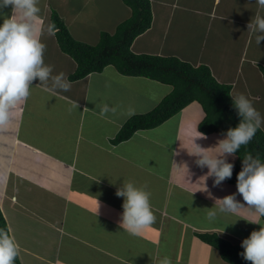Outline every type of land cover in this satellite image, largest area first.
I'll return each instance as SVG.
<instances>
[{
	"label": "crops",
	"instance_id": "1",
	"mask_svg": "<svg viewBox=\"0 0 264 264\" xmlns=\"http://www.w3.org/2000/svg\"><path fill=\"white\" fill-rule=\"evenodd\" d=\"M150 2L152 26L132 51L205 66L231 87L234 99L245 95L264 117V41L256 43L264 32L255 24L264 8L257 0ZM37 6L33 23L46 45L44 63L53 75L63 73L71 90L54 87L52 79L34 81L12 124L0 130V208L21 264H162L166 258L170 264H228L198 235L216 233L241 245L264 220L246 205L219 213L224 197L236 194L243 204L242 197L234 183L213 186L208 168L197 165L194 144L215 155L211 150L226 135L201 133L206 114L193 102L162 125L115 143L132 116L154 110L173 87L111 66L71 81L77 63L49 27L57 13L75 40L95 46L132 9L123 0H39ZM12 14L11 6L3 9L0 24ZM104 105L109 111L101 115ZM260 128L264 132V124ZM227 160L234 172L238 156ZM129 182L151 193L156 216L138 235L120 226L124 200L116 192ZM209 211L217 212L215 220L209 221Z\"/></svg>",
	"mask_w": 264,
	"mask_h": 264
},
{
	"label": "clouds",
	"instance_id": "2",
	"mask_svg": "<svg viewBox=\"0 0 264 264\" xmlns=\"http://www.w3.org/2000/svg\"><path fill=\"white\" fill-rule=\"evenodd\" d=\"M38 3L39 0H0V12L9 6L13 12L10 18H4L0 24V130H5L12 124L18 107L30 97L34 81L46 83L52 79L54 87L64 92L71 90V83L65 75H53V69L44 63L46 45L38 38L33 23L39 19ZM257 4L264 8V0H257ZM255 24L260 32H264V18L257 16ZM55 31L57 29L51 25L49 32L54 34ZM261 41H264V35L256 37L257 45ZM234 106L242 120L237 127L227 131L225 139L218 141L216 149L211 150H218V154L210 155L209 150L194 144L196 152L193 154L198 157L197 165L208 168L207 175L214 178L213 186L231 179L234 164L229 163L227 158L234 157L242 146H247L261 124H264V117H261L245 95L237 96ZM108 111V106L104 105L101 115ZM111 111L114 112L115 109ZM200 136L202 137V134ZM203 179L206 180L207 176ZM236 179L237 193L244 203L237 201L236 194L228 195L219 201V213L235 214L246 205L253 215L264 218V163L259 158L247 154L242 160V169ZM203 191H207L205 184ZM116 195L124 200L120 226L130 234L138 235L156 223L150 203V192L129 182L119 188ZM216 216V211H209L207 218L213 221ZM241 247L244 249L241 255L249 264H264V227L251 232L250 236L242 241ZM19 255L18 243L6 228H0V264H14ZM162 264H170V261L166 258Z\"/></svg>",
	"mask_w": 264,
	"mask_h": 264
},
{
	"label": "trees",
	"instance_id": "3",
	"mask_svg": "<svg viewBox=\"0 0 264 264\" xmlns=\"http://www.w3.org/2000/svg\"><path fill=\"white\" fill-rule=\"evenodd\" d=\"M123 1L132 9V16L122 22L114 34L103 33L100 42L95 46L75 40L58 14L53 13L52 16V25L57 29L55 35L61 50L77 63L76 72L70 76L71 81L84 79L111 66L122 75L145 77L173 87L172 92L154 110L132 116L121 127L114 142H125L138 131L151 130L162 125L193 102L200 103L206 114L199 124L201 133L226 135L229 129L237 127L242 118L234 106L231 87L217 82L207 67L194 68L174 57L135 54L132 51L136 38L152 26V5L150 0ZM247 154L264 163V132L261 128L257 130L252 141L235 154L238 156L236 167L231 179H226V182L237 184L236 177ZM0 228H6L10 235L1 208ZM198 237L216 248L228 264H249L241 255L244 251L241 245L233 244L216 233L201 234ZM14 264H21L19 256Z\"/></svg>",
	"mask_w": 264,
	"mask_h": 264
},
{
	"label": "rangeland",
	"instance_id": "4",
	"mask_svg": "<svg viewBox=\"0 0 264 264\" xmlns=\"http://www.w3.org/2000/svg\"><path fill=\"white\" fill-rule=\"evenodd\" d=\"M158 149H159V151H161L160 148H158ZM263 222H264V221H263ZM261 227H262V225H261ZM261 227L257 226V230H256V231H259ZM263 227H264V226H263Z\"/></svg>",
	"mask_w": 264,
	"mask_h": 264
}]
</instances>
